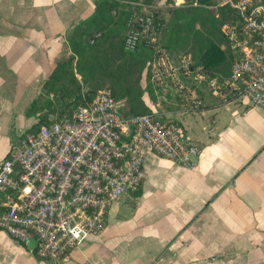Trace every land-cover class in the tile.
<instances>
[{
  "label": "crops",
  "instance_id": "crops-1",
  "mask_svg": "<svg viewBox=\"0 0 264 264\" xmlns=\"http://www.w3.org/2000/svg\"><path fill=\"white\" fill-rule=\"evenodd\" d=\"M96 2L0 0V162L37 122L27 107ZM199 85L188 83L184 98H194ZM242 94L227 97L237 107L223 113L231 101L187 107L192 117L172 100L168 116L200 146L196 166L148 154L138 187L113 202L103 228L58 264H264V109ZM35 246L0 228V264H49Z\"/></svg>",
  "mask_w": 264,
  "mask_h": 264
},
{
  "label": "built area",
  "instance_id": "built-area-1",
  "mask_svg": "<svg viewBox=\"0 0 264 264\" xmlns=\"http://www.w3.org/2000/svg\"><path fill=\"white\" fill-rule=\"evenodd\" d=\"M214 1L238 13L235 23L224 22L221 29L240 58L232 65L228 92L217 76L200 69L195 82L222 100L230 90L244 93L264 109V0ZM133 20L141 26L129 24L126 50H133L152 26L150 16L138 14ZM190 60L188 54L176 59L158 47L148 112H124V98L102 87L72 116L21 133L0 162V228L18 241L35 240V253L58 264L86 234L103 228L113 202L138 187L148 154L196 166L200 146L184 137L167 110L188 90L184 77L192 70Z\"/></svg>",
  "mask_w": 264,
  "mask_h": 264
},
{
  "label": "trees",
  "instance_id": "trees-1",
  "mask_svg": "<svg viewBox=\"0 0 264 264\" xmlns=\"http://www.w3.org/2000/svg\"><path fill=\"white\" fill-rule=\"evenodd\" d=\"M159 2L97 0L93 12L69 34V52L58 59L30 101L27 113L35 115L37 122L25 132L36 131L42 123L58 117L72 116L79 105L91 101L98 87L124 98L122 110L126 113L150 111L145 95L150 101L154 99L150 70L160 46L173 56L183 51L190 55V85L200 69L217 76L228 92L232 65L240 53L221 26L224 22L235 23L237 11L227 3L215 5L214 0ZM138 14L150 16L152 26L141 34L133 50H126L124 38L129 24L141 26L133 20ZM205 91L202 83L194 98L176 96L175 101L190 110L199 109L207 105ZM236 93L230 90L227 97H235ZM172 121L180 125L177 119Z\"/></svg>",
  "mask_w": 264,
  "mask_h": 264
},
{
  "label": "rangeland",
  "instance_id": "rangeland-1",
  "mask_svg": "<svg viewBox=\"0 0 264 264\" xmlns=\"http://www.w3.org/2000/svg\"><path fill=\"white\" fill-rule=\"evenodd\" d=\"M166 0H164L163 2H161V4H163L164 2H165ZM182 54H188V53H185L184 51L183 52H180L179 54H177V55H175V57H176V59H178L179 58V56H181ZM189 55V54H188ZM184 78H186V81L188 82L190 79H191V75H186ZM98 88H100V87H98ZM97 88V89H98ZM189 88V87H188ZM96 89V90H97ZM190 89V88H189ZM188 94H190L191 92L188 90V92H187ZM242 96L244 97V98H247V95H245V94H242ZM243 98V99H244ZM205 100H206V102L209 100L210 102H212V103H214V105H210V108H216V107H218L219 105H221V104H223V103H226V102H228V101H231V100H222L219 96H216V95H213V94H209L208 92H207V94L205 95V98H204ZM243 105V104H242ZM227 106H231V108H235V106L237 107V103L236 102H234V101H231V103L230 104H228V105H223L222 107H220V110H219V112L220 113H223L226 109H227ZM180 112L181 111H183V112H181L182 113V115H184L185 114V116H188V117H192L193 115H192V112L193 111H190V110H188L187 109V107H184V108H182V109H180L179 110ZM180 112L179 113H177V116L179 115L180 117L182 116L181 114H180ZM194 112H196V111H194ZM197 114V113H196ZM171 115V114H170ZM172 116V115H171ZM178 116V117H179Z\"/></svg>",
  "mask_w": 264,
  "mask_h": 264
}]
</instances>
